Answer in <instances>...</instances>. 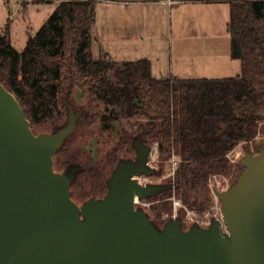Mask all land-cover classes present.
Masks as SVG:
<instances>
[{
    "label": "trees",
    "instance_id": "16d2710c",
    "mask_svg": "<svg viewBox=\"0 0 264 264\" xmlns=\"http://www.w3.org/2000/svg\"><path fill=\"white\" fill-rule=\"evenodd\" d=\"M215 1L229 4L230 57L240 63L239 73L231 77L159 79L146 58L121 63L106 56L96 59L91 1L61 0L39 29L29 31L21 50L11 43L5 26L0 84L14 94L34 134L60 131L73 93L80 92L87 100L75 110L76 129L97 125L99 133L115 135L102 156L96 150L102 181L90 166L77 181V167L70 187L84 184L90 193L100 188L106 193L108 177L119 162L132 159L137 144L156 146L159 162L179 158L172 178L145 199L157 201L148 207V217L160 219L171 212L172 198L188 210L204 212L211 201L209 176L234 181L242 172L229 154L239 145L250 152L264 131V0ZM131 120L129 126L123 123ZM71 148L67 137L52 156L54 171L78 162ZM81 153L85 161L90 159L85 150ZM93 180H98L95 187Z\"/></svg>",
    "mask_w": 264,
    "mask_h": 264
},
{
    "label": "water",
    "instance_id": "95a60500",
    "mask_svg": "<svg viewBox=\"0 0 264 264\" xmlns=\"http://www.w3.org/2000/svg\"><path fill=\"white\" fill-rule=\"evenodd\" d=\"M76 119L69 107L60 131L34 134L0 84V264H264V144L241 158L244 170L219 194L226 235L218 221L184 231L171 220L157 229L134 203L162 190L134 178L154 174L145 145H136L134 161L118 163L100 199H71L78 168L58 173L52 156Z\"/></svg>",
    "mask_w": 264,
    "mask_h": 264
},
{
    "label": "rangeland",
    "instance_id": "374dc122",
    "mask_svg": "<svg viewBox=\"0 0 264 264\" xmlns=\"http://www.w3.org/2000/svg\"><path fill=\"white\" fill-rule=\"evenodd\" d=\"M61 0H0V33H3L5 26L8 24L10 28V41L17 50H21L24 46L26 36L29 31L33 32L39 29L47 20L49 15L53 13L56 8V5ZM105 1V0H104ZM107 2H96L95 3V22L91 29V35L93 39L92 52L96 59H100L103 56L121 63L123 61H135L140 58H149L152 62L153 76L159 79H165L168 77H191L196 78L200 77H224L221 75H226L224 73L216 72L219 66L224 64V60L229 56V49L227 45L225 49L221 46V42L224 40L222 37L226 36L227 41L229 40L228 35H225V28L220 21L215 29V37L206 41V43L200 45H191V48H168L169 38L163 37L161 41L166 49H163L162 52L155 54L153 51L148 50V43H150V38H142L139 36V33L142 30L137 29L136 27L131 26L130 22L122 18L124 16V6L118 4L117 0H106ZM131 8H139L138 6ZM153 14L149 13V18ZM141 18L140 15H135V18ZM154 19L156 20V33L166 34L165 29L167 27L168 19L164 17L163 12H158L155 14ZM160 31V32H159ZM214 33V32H213ZM163 35V36H164ZM190 35V34H187ZM175 36V35H174ZM160 38L157 40L159 41ZM154 41V39H152ZM184 41L189 42L188 38H183ZM225 40V42H226ZM173 41V38L171 40ZM182 41V39H181ZM192 42V40H191ZM202 42V41H201ZM214 43H216L214 45ZM219 44V45H218ZM218 45L217 48L213 46ZM149 53L147 54L146 52ZM211 52V54L208 53ZM213 53V54H212ZM235 60V59H234ZM230 58L231 62L234 61ZM238 64V63H237ZM223 68V67H222ZM221 68V69H222ZM186 71V73H184ZM232 75V74H230ZM87 98L85 95H82L80 92H74L72 96V110L75 112L77 108L85 104ZM77 114V113H76ZM78 117V114H77ZM133 121L131 120L128 123L123 121L125 125H130ZM264 125V121H263ZM264 130V129H263ZM115 135L113 133H99L97 125H93L88 129L83 131L75 130L68 137L72 141V148L70 153L76 156L78 162L74 165L75 167L81 168V173L77 174L75 179L78 181L81 178V175H85L87 166H90L94 169L95 173L98 175L101 172L100 165L98 164L97 157L102 156L112 145ZM264 144V131L259 135L254 144L250 145V154H256V147ZM61 145V144H60ZM59 148V147H58ZM57 148V149H58ZM81 149L86 151V157L90 159L85 161L82 156ZM153 147H150V151ZM246 153L243 151L241 145L237 146L229 157L232 161L240 164L241 171L244 170V167L241 165L240 160ZM136 154L132 157V161L135 160ZM147 161L149 166L154 170V174L150 176L139 175V179L146 184L160 185L162 186L167 182L168 179H171L173 166L170 162H159V160H153L151 156H148ZM87 163V164H86ZM162 163V164H161ZM71 165L64 167L56 172L65 175L69 170ZM72 167V166H71ZM240 171V172H241ZM217 182H212L213 193L219 194L227 190L236 180L231 181L229 178L222 175H216ZM98 180L100 176L96 177ZM109 178V177H108ZM98 180H93L94 187ZM102 180H99L101 182ZM90 188L84 184L80 186H71L70 187V197L78 205L82 204L91 198L100 199L105 191L100 188L95 193H90ZM149 205L152 203H157L156 200H145ZM216 202L220 203L219 198L211 197L209 205L206 207L204 212L199 213L193 211L195 214V219L203 218L207 212L214 216L215 211L212 210ZM147 209V208H146ZM148 209L146 213L148 214ZM173 206L170 213H164L160 219H155L153 216L150 218L154 221V225L157 229L171 221V215L173 214ZM214 211V212H212ZM178 213V214H177ZM177 221L180 222V227L182 230L186 231L191 228L193 223H187L185 220V212L179 213L176 211ZM151 220V221H152Z\"/></svg>",
    "mask_w": 264,
    "mask_h": 264
},
{
    "label": "crops",
    "instance_id": "0c3cea01",
    "mask_svg": "<svg viewBox=\"0 0 264 264\" xmlns=\"http://www.w3.org/2000/svg\"><path fill=\"white\" fill-rule=\"evenodd\" d=\"M121 5L124 6V13L122 18L130 22L131 26L136 27L137 29L142 30L139 33V36L142 38H150V43H148V50L153 51L155 54L164 53L163 49L166 47L163 45L161 38H169V47L168 48H191V45H200L206 43L210 39L213 40L215 37V29L217 24L222 21V24L225 28V35H228L226 31V25L229 20V4L224 1H215V0H117ZM125 2V3H123ZM138 6L139 8H131ZM158 12H163L165 19H168L167 27L165 29V35L162 33H156V20L154 19L155 14ZM149 13L153 14L149 18ZM135 15H140L141 18H135ZM160 32V31H159ZM214 32V33H213ZM190 34V35H187ZM164 35V36H163ZM175 35V36H174ZM229 37V35H228ZM158 38L159 41L157 40ZM174 38H175V41ZM183 38H188L189 42L184 41ZM216 38V37H215ZM224 40L220 43L221 46L225 49L230 48V40H226V36L222 37ZM154 39V41L152 40ZM182 39V41H181ZM192 40V42H191ZM226 40V42H225ZM202 41V42H201ZM216 43H214L215 45ZM219 45V44H218ZM218 45L213 46L217 48ZM146 52L147 54L149 53ZM208 53V52H207ZM211 54V52H209ZM208 53V54H209ZM213 54V53H212ZM230 49L229 56L224 60V64L218 69L219 73H224L226 75H221L224 77L235 76L239 73L240 63L230 61ZM141 59V58H140ZM151 63V73L152 62L149 58H146ZM238 63V64H237ZM223 67V68H222ZM222 68V69H221ZM186 73V71L184 72ZM232 74V75H230ZM184 79L191 77H182ZM196 78H207V77H196ZM210 78H223V77H210Z\"/></svg>",
    "mask_w": 264,
    "mask_h": 264
},
{
    "label": "built area",
    "instance_id": "2783aa9c",
    "mask_svg": "<svg viewBox=\"0 0 264 264\" xmlns=\"http://www.w3.org/2000/svg\"><path fill=\"white\" fill-rule=\"evenodd\" d=\"M75 1H91V2H107L106 0H75ZM117 3H120V2H117ZM125 3V2H123ZM153 149L150 151L149 153V156H151L153 158V160H157L158 161V152H157V148L156 146H152ZM178 161H179V158L175 155H173L169 160L168 162L171 163V165L173 166V170H172V174L171 176L174 175V171L177 167V164H178ZM148 163V161H147ZM149 165V163H148ZM140 184L142 185H146V183H143L138 176L134 177ZM214 182H217V176L216 175H210L209 178H208V188H209V191H210V196H214L215 198H219V194H214L213 193V189H212V185ZM220 199V198H219ZM135 206L137 208H140L142 209L143 211H147L148 207L150 206L148 203H146L144 201V199L140 200V199H137L135 198ZM172 206H173V214L171 215V220L174 221V220H177L176 218V211L179 212L180 208H184L182 206V204L180 203V201L172 198ZM147 208V209H146ZM184 212H185V220L187 223H193L192 225H196L200 228H208L214 221H218L219 222V227H220V233L222 235H226L227 234V231H226V228H225V225L223 224V220H222V215H221V204L216 202L215 206H213L212 210L215 211V214L214 216H212L209 212H207V214L201 218V219H195V214L193 213V211L191 210H188L186 208H184ZM212 211V212H214ZM178 214V213H177ZM191 225V226H192Z\"/></svg>",
    "mask_w": 264,
    "mask_h": 264
}]
</instances>
